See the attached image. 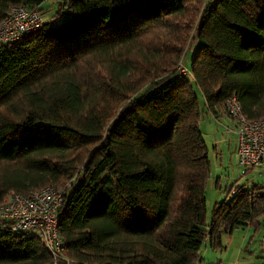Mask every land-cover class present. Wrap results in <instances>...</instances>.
<instances>
[{
  "label": "trees",
  "instance_id": "1",
  "mask_svg": "<svg viewBox=\"0 0 264 264\" xmlns=\"http://www.w3.org/2000/svg\"><path fill=\"white\" fill-rule=\"evenodd\" d=\"M43 1L0 0V23ZM195 38L191 75L178 73ZM194 84L217 117L233 94L264 116V0H61L41 28L0 43V203L47 184L65 197L61 256L0 219V264H201L225 233L260 231L261 182L233 185L207 218Z\"/></svg>",
  "mask_w": 264,
  "mask_h": 264
},
{
  "label": "built area",
  "instance_id": "2",
  "mask_svg": "<svg viewBox=\"0 0 264 264\" xmlns=\"http://www.w3.org/2000/svg\"><path fill=\"white\" fill-rule=\"evenodd\" d=\"M42 10L26 4H14L0 23V43L19 39L44 25ZM53 21V23H58ZM179 69L190 70L179 63ZM229 115L235 120L239 161L245 169L264 165V116L250 117L236 94L226 101ZM64 189L54 184L36 188L27 194L11 191L0 203V219L12 221L15 230H36L56 258L65 250V240L58 231Z\"/></svg>",
  "mask_w": 264,
  "mask_h": 264
},
{
  "label": "rangeland",
  "instance_id": "3",
  "mask_svg": "<svg viewBox=\"0 0 264 264\" xmlns=\"http://www.w3.org/2000/svg\"><path fill=\"white\" fill-rule=\"evenodd\" d=\"M60 1L44 0L42 2V15L46 21L53 18ZM69 15L70 10L65 9L59 19H65ZM199 44L198 38L193 39L183 59L184 65L190 70L189 75H191V63ZM178 73H181L180 69ZM194 85L199 95L202 110L200 126L209 146V158L211 160L207 186V218L210 221L216 202L229 198L233 185L264 183V166H258L255 170L249 169L245 172V167L240 163L237 153V138L233 131L235 128L234 119L228 113L219 117L215 116L208 108L200 87L197 84ZM30 231L36 232V230ZM223 243V248L219 249L217 253L221 256V253L225 251L229 259L227 264H234L233 259L238 253L246 261L252 260L254 264H264V226L258 232L255 231L254 226L238 227L223 235ZM205 247L206 245L203 249ZM213 252L215 255V251Z\"/></svg>",
  "mask_w": 264,
  "mask_h": 264
},
{
  "label": "crops",
  "instance_id": "4",
  "mask_svg": "<svg viewBox=\"0 0 264 264\" xmlns=\"http://www.w3.org/2000/svg\"><path fill=\"white\" fill-rule=\"evenodd\" d=\"M235 127H236V122H235ZM229 130H231V128H229ZM261 166H264V165H261ZM256 168H253V170H255ZM225 247H226V245H225ZM213 251H215V255H214ZM217 252H218V250L213 249L211 246H209L207 244L205 249H203L204 261L201 264H211L213 262L215 264H227V262H229V259H228V256L226 255L225 251L221 253V256L218 255ZM242 259L243 258H241V254L238 253L234 257L233 263L234 264H254V262L252 260H247L246 261L245 259H243V260ZM216 261H218V262H216Z\"/></svg>",
  "mask_w": 264,
  "mask_h": 264
}]
</instances>
